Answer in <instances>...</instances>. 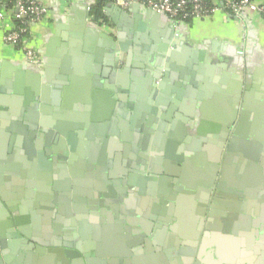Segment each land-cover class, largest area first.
<instances>
[{"label":"crops","instance_id":"0c3cea01","mask_svg":"<svg viewBox=\"0 0 264 264\" xmlns=\"http://www.w3.org/2000/svg\"><path fill=\"white\" fill-rule=\"evenodd\" d=\"M45 1L36 66L0 28V264H216V252L262 250V15L215 0L178 25L110 4L106 22L87 12L95 0ZM159 216L174 230L147 233Z\"/></svg>","mask_w":264,"mask_h":264},{"label":"built area","instance_id":"2783aa9c","mask_svg":"<svg viewBox=\"0 0 264 264\" xmlns=\"http://www.w3.org/2000/svg\"><path fill=\"white\" fill-rule=\"evenodd\" d=\"M71 1L60 0L64 9ZM112 4L120 8L139 4L169 17L178 25L188 17L194 20L208 17L219 8L218 5L212 9L206 8L202 0H114ZM225 8L234 13L233 17L250 11L262 15L264 0H225ZM86 10L91 14L92 5H88ZM49 19L50 7L45 0H0V28L3 30L4 44L11 49L21 50L31 65L40 62L38 37L33 34V27L46 24ZM102 28L109 31L107 24Z\"/></svg>","mask_w":264,"mask_h":264},{"label":"flooded vegetation","instance_id":"af4514ba","mask_svg":"<svg viewBox=\"0 0 264 264\" xmlns=\"http://www.w3.org/2000/svg\"><path fill=\"white\" fill-rule=\"evenodd\" d=\"M122 113V112H121ZM112 114L114 115V114H116V118H119V116H121V115H119L118 116V114H117V112H115V111H112ZM115 119V117H110V119L109 120H112V119ZM144 123H146V122H143V124L142 125H140V127H138V132L141 134V132H143V134L142 135H146V133H145V128H146V126L144 125ZM139 158L138 159H140V158H142V159H146V155L144 154V155H142L141 157H140V154H139V156H138ZM143 163H145V161L144 160H142L141 162H140V164H143ZM142 168H144V166H140V173H142V174H145V172H144V169H142ZM147 175V174H146ZM144 177V180L146 181L148 178L146 177V176H143ZM143 177H142V180H143ZM157 178L156 177V174H152V177L151 178ZM147 178V179H146ZM157 179H159V177L157 178ZM144 181V182H145ZM177 187V186H176ZM213 187V186H212ZM215 187V186H214ZM216 188V187H215ZM209 190V189H208ZM210 192H211V199H212V197H214V196H216V198L218 197V198H222V194H221V192H219L218 190L217 191H215L214 192V190H209ZM226 195V194H225ZM177 196V195H176ZM210 199V200H211ZM212 203V202H211ZM161 218V216H159V220H158V222L156 223V224H154V226H153V228L151 229V231H150V229H149V226H145V228H146V231H147V233H153V232H164V231H170L171 230V227L172 226H170L169 225V227L167 228V226H166V224L164 223V222H161L160 219ZM263 216H262V220H263ZM259 220V219H258ZM264 221V220H263ZM262 221V224H261V222H259L257 225H255L254 224V228H256V231H258V230H262V234H260V233H256L255 232V234H254V236H255V238H257L256 239V241H257V243H256V245L257 246H259V247H262V250L264 251V222ZM120 222V221H119ZM158 223H160V224H158ZM158 224V225H157ZM123 225V223L122 222H120V224H117V228H119L120 227V229H121V226ZM157 225V226H156ZM159 225H162L161 226V228H159L158 226ZM124 226V225H123ZM125 227V226H124ZM123 227V228H124ZM166 228H167V230H166ZM124 229H126V228H124ZM151 235V234H150ZM149 235V236H150ZM146 236V235H145ZM254 238V237H253ZM145 240V244H144V242L143 243H141V244H144V246H146V238L144 239ZM143 240V241H144ZM191 240V239H190ZM194 240H195V238H194ZM190 242V241H189ZM195 243V242H194ZM196 243H198V242H196ZM182 249H184V248H182ZM182 249H179V250H182ZM215 250V249H214ZM262 250H245L244 251V254L243 255H241L240 256V258L239 259H241L243 262H245V264H248L249 262H250V264H258V260H259V258H262V262L264 261V252L262 251ZM210 255H213L214 256V253H209V255H208V257H210ZM255 256V257H254ZM207 257V258H208ZM242 257V258H241ZM191 261H192V259L187 255V257H186V259H183L182 261H178V262H176V264H194L193 262L191 263ZM201 264H203V263H201Z\"/></svg>","mask_w":264,"mask_h":264},{"label":"trees","instance_id":"16d2710c","mask_svg":"<svg viewBox=\"0 0 264 264\" xmlns=\"http://www.w3.org/2000/svg\"><path fill=\"white\" fill-rule=\"evenodd\" d=\"M114 0H95V3L92 5V11L91 15L94 17L96 21L102 20V21H108L107 16H105V9L108 5L112 4ZM204 3V6L206 8L212 9L216 7L215 0H202ZM222 7L225 10L226 13L230 16H234V13H232L231 10L225 8V0H221ZM262 17L264 18V14H262ZM194 20L192 17H188L184 19V22H191Z\"/></svg>","mask_w":264,"mask_h":264},{"label":"water","instance_id":"95a60500","mask_svg":"<svg viewBox=\"0 0 264 264\" xmlns=\"http://www.w3.org/2000/svg\"><path fill=\"white\" fill-rule=\"evenodd\" d=\"M108 7V6H107ZM132 7H140V8H145V9H147L146 7H144V6H141V5H139V4H134V5H132ZM116 9L118 10V12H120V13H123L124 11H122V9L120 8V7H116ZM106 11H107V8H106ZM150 12H153L152 10H150ZM153 13H156V12H153ZM109 14V12H106V15H108ZM156 14H158V15H161V16H165V15H163V14H159V13H156ZM167 17V16H166ZM169 18V17H168ZM33 66V65H32ZM34 66H36V65H34ZM183 192H184V194L186 195V196H191V198L193 197V196H199L198 194H200V190L198 191V190H195V191H193V190H186V191H184L183 190ZM176 215H177V217H178V219L180 218L179 217V215H180V211H179V214L178 213H176ZM238 225V224H237ZM171 230H174V226H172L171 227ZM256 233H258V232H256ZM231 234H233V235H237L236 233H235V230L233 231V232H231ZM198 235V234H197ZM215 235V234H214ZM197 238V237H196ZM193 240V239H192ZM217 254H216V256L218 257V258H220L217 262H216V264H245V262H243L241 259H237V258H230V259H226V257H224V256H222L219 252H216ZM243 255V254H242ZM255 257V256H254ZM242 258V257H241ZM264 262V261H263ZM248 264H250V262L248 263ZM258 264H262V258H259V260H258Z\"/></svg>","mask_w":264,"mask_h":264}]
</instances>
